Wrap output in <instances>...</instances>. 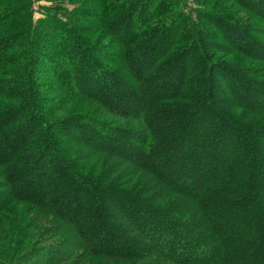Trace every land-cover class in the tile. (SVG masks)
<instances>
[{"label": "trees", "instance_id": "1", "mask_svg": "<svg viewBox=\"0 0 264 264\" xmlns=\"http://www.w3.org/2000/svg\"><path fill=\"white\" fill-rule=\"evenodd\" d=\"M105 1L0 0V264H264V0Z\"/></svg>", "mask_w": 264, "mask_h": 264}, {"label": "rangeland", "instance_id": "2", "mask_svg": "<svg viewBox=\"0 0 264 264\" xmlns=\"http://www.w3.org/2000/svg\"><path fill=\"white\" fill-rule=\"evenodd\" d=\"M209 1V2H208ZM215 0H204V2H207L210 4L214 3ZM92 3H96V4H104L106 3L105 0H33L32 4H31V10H32V21H34V23H36L37 21H39V19L43 18V17H47L48 19H51L53 17H56L58 19H61L63 21H65L66 23H68L69 25H71L72 27H77L79 25L83 26H89V25H93V24H98L101 22V19L99 17V15L96 12H87L85 13L84 11H78V9L82 6V8L84 9L83 6L90 5ZM80 5V6H79ZM15 17V16H14ZM16 18V17H15ZM0 34L3 35H8V36H12V34H14V32H18L16 31V27L15 26H9L6 23H1L0 24ZM14 49H18V48H14ZM49 51V50H48ZM38 67V71L43 72L42 71V66L41 63L37 66ZM13 90H16L15 87H12ZM87 106V105H86ZM48 218H44L42 220V222L44 223V225L48 224L49 226H55L53 223V220H49V222L47 221ZM46 220V221H45ZM51 232L45 233V239L48 237V235ZM64 233V232H62ZM59 233V234H62ZM52 241V239H48L45 240V244L48 245L50 242ZM1 244V242H0ZM49 251V249H48ZM27 255V257H25L24 259H22L21 261H23L25 264H41L40 262L42 261V259H37L35 256L32 257L29 255V253H27V251H25ZM45 253V252H44ZM19 254H22L21 252H19Z\"/></svg>", "mask_w": 264, "mask_h": 264}]
</instances>
